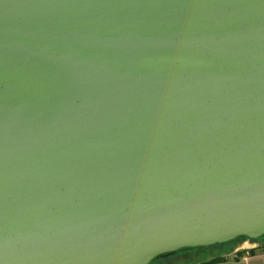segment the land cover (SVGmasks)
<instances>
[{"label": "water", "instance_id": "1", "mask_svg": "<svg viewBox=\"0 0 264 264\" xmlns=\"http://www.w3.org/2000/svg\"><path fill=\"white\" fill-rule=\"evenodd\" d=\"M262 237L264 0H0V264Z\"/></svg>", "mask_w": 264, "mask_h": 264}, {"label": "rangeland", "instance_id": "2", "mask_svg": "<svg viewBox=\"0 0 264 264\" xmlns=\"http://www.w3.org/2000/svg\"><path fill=\"white\" fill-rule=\"evenodd\" d=\"M248 241H244V242H248ZM258 241L259 242H257L258 243L257 247H259L260 245H262L264 243V237L260 238ZM240 244H243V242ZM250 244L253 245L252 242H250ZM220 247L221 246L215 245V247L207 249V250H205V249L204 250H196L195 252H192L191 254L190 253L187 254V256L185 254H181L179 256L172 255L169 257H163V258L157 259L152 264H198L202 261H206L208 259H212L214 257H217V256L223 254L224 249L222 250V248H220ZM252 249H255V248H252Z\"/></svg>", "mask_w": 264, "mask_h": 264}, {"label": "trees", "instance_id": "3", "mask_svg": "<svg viewBox=\"0 0 264 264\" xmlns=\"http://www.w3.org/2000/svg\"><path fill=\"white\" fill-rule=\"evenodd\" d=\"M247 240H249V239L239 238L232 243H225V244L216 245V246H221L220 248H222V250L224 249V253L217 256V257H214L212 259L202 261L198 264H218V263L225 262L228 259L227 255L231 254L238 247V245L240 243L247 241ZM249 241L252 243L259 242L258 240H249ZM213 247H215V246H212L210 248H213ZM210 248H207V249H210ZM204 249L207 250L206 248H197V249L188 248V249L180 250L174 255L179 256L181 254H185L187 256V254H189V253L191 254L192 252H195L196 250H204ZM257 252H264V243L255 249H249L247 251H239V252H237V256L242 257L245 254L255 255Z\"/></svg>", "mask_w": 264, "mask_h": 264}, {"label": "crops", "instance_id": "4", "mask_svg": "<svg viewBox=\"0 0 264 264\" xmlns=\"http://www.w3.org/2000/svg\"><path fill=\"white\" fill-rule=\"evenodd\" d=\"M248 242L239 244L231 254L227 255L228 259L225 262L218 264H264V252H257L255 255L245 254L242 257L237 256L239 251H247L258 246V243H253L252 245L250 241Z\"/></svg>", "mask_w": 264, "mask_h": 264}]
</instances>
